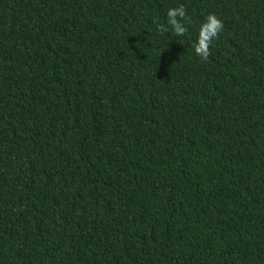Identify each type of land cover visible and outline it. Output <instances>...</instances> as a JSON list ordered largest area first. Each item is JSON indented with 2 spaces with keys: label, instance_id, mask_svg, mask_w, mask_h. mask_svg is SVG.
Returning a JSON list of instances; mask_svg holds the SVG:
<instances>
[{
  "label": "trees",
  "instance_id": "1",
  "mask_svg": "<svg viewBox=\"0 0 264 264\" xmlns=\"http://www.w3.org/2000/svg\"><path fill=\"white\" fill-rule=\"evenodd\" d=\"M0 264H264V0H0Z\"/></svg>",
  "mask_w": 264,
  "mask_h": 264
},
{
  "label": "clouds",
  "instance_id": "2",
  "mask_svg": "<svg viewBox=\"0 0 264 264\" xmlns=\"http://www.w3.org/2000/svg\"><path fill=\"white\" fill-rule=\"evenodd\" d=\"M190 18L183 5L170 7L166 12V24L158 25L161 33L171 32L177 37H184L189 32ZM224 25L222 20L215 14H208L200 23L196 35L194 52L204 61H207L211 54L213 42L218 39L223 31Z\"/></svg>",
  "mask_w": 264,
  "mask_h": 264
}]
</instances>
